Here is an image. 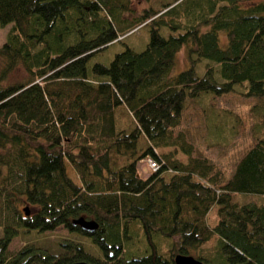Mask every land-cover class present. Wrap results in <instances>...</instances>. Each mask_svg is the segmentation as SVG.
Segmentation results:
<instances>
[{"label":"trees","instance_id":"16d2710c","mask_svg":"<svg viewBox=\"0 0 264 264\" xmlns=\"http://www.w3.org/2000/svg\"><path fill=\"white\" fill-rule=\"evenodd\" d=\"M129 12V0H0V26L11 23L0 45V264H174L179 253L264 264V203L251 196H264V119L229 172L193 154L182 123L200 108L218 134L211 98L235 86L264 97V0H165ZM140 26L142 49L94 59ZM181 47L189 65L174 72ZM16 66L24 79L4 82ZM78 216L97 226L82 230ZM57 226L94 251L68 241L53 254L31 241L9 253L19 232Z\"/></svg>","mask_w":264,"mask_h":264},{"label":"rangeland","instance_id":"374dc122","mask_svg":"<svg viewBox=\"0 0 264 264\" xmlns=\"http://www.w3.org/2000/svg\"><path fill=\"white\" fill-rule=\"evenodd\" d=\"M165 0H129L130 14L139 13L143 7L147 5L158 6ZM11 23L0 26V45L5 39L6 32L10 29ZM148 31L146 26H140L134 32L125 36L121 41H115L106 46L100 53L95 55L94 59L103 62H108L113 53L124 48L127 44L135 50H140L144 47L147 41ZM184 47H181L176 54V62L174 72L179 68L189 65L185 56ZM206 59H200L195 62L194 70L197 75L202 74L204 70V63ZM1 66V61H0ZM26 73L20 66H16L9 72L4 82L18 81L24 79ZM241 87L235 86L234 91L225 93L218 97L211 98L210 107L215 113L214 118L219 119L222 132L215 134L208 129L206 123H212L210 118L202 111L200 115V108L194 110L190 108V112H185L183 125L188 130V140L194 144L193 154L206 155L214 160H218L225 165L226 171L229 172L233 162L240 155L242 150L252 142V137L255 130V120L257 118L264 119V97H246L241 92ZM222 112L224 113L222 115ZM210 120V121H209ZM217 135V136H215ZM210 137H213L212 140ZM212 141V145L211 142ZM137 169L142 176H146L150 168L146 165V160H139L136 164ZM252 199L264 203V196L260 194H252ZM216 219L215 208L209 210L207 214V221L212 223ZM33 241L35 244L41 246L45 250L53 254H61L65 249L61 243L68 241H75L82 243L83 246L89 250L94 251V247L90 240L77 232L68 231L63 226H57L53 230H46L43 232L21 231L15 235L8 244L9 253H13L26 242ZM40 264V263H32Z\"/></svg>","mask_w":264,"mask_h":264},{"label":"water","instance_id":"95a60500","mask_svg":"<svg viewBox=\"0 0 264 264\" xmlns=\"http://www.w3.org/2000/svg\"><path fill=\"white\" fill-rule=\"evenodd\" d=\"M25 214H27V211L24 208ZM73 224H77L82 230L85 231H92L97 226V223L93 219H86L83 216H78L71 221ZM173 263L174 264H204L199 259L193 257L190 254H175L173 256ZM69 264H89L85 261L79 260V261H73Z\"/></svg>","mask_w":264,"mask_h":264},{"label":"built area","instance_id":"2783aa9c","mask_svg":"<svg viewBox=\"0 0 264 264\" xmlns=\"http://www.w3.org/2000/svg\"><path fill=\"white\" fill-rule=\"evenodd\" d=\"M147 161H148L149 166H151L153 169L157 167V163L153 159L148 158Z\"/></svg>","mask_w":264,"mask_h":264}]
</instances>
